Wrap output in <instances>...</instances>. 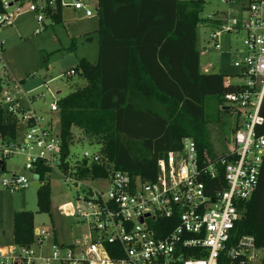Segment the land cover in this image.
I'll return each instance as SVG.
<instances>
[{"label": "built area", "instance_id": "built-area-1", "mask_svg": "<svg viewBox=\"0 0 264 264\" xmlns=\"http://www.w3.org/2000/svg\"><path fill=\"white\" fill-rule=\"evenodd\" d=\"M57 1L2 0L0 32L22 15L34 13L39 26L34 34L40 35L46 28V9L55 8ZM61 2L64 8L93 15L82 0ZM218 2L223 9L205 18L212 26V48L222 49L223 34H244L235 63L242 83L233 84L240 89L224 98L230 105L224 107L238 114V122L223 144L215 143L211 135L209 145L200 148L185 138L181 150L170 151L159 161L152 180L121 170H112L108 178H78L74 170L78 161L72 166L70 156L64 157L60 120H55L60 92H50L51 117L33 108L34 99L45 102V98L22 91L5 60L0 35L3 108L20 128L17 140L0 138V184L11 193L32 184L18 167L8 170L7 160L16 155L25 156V171L40 184L41 170L49 171L46 177L59 173L67 182L84 187L61 211L86 222L89 231L83 243L55 242L46 247V233L36 229L39 234L30 247L0 248V264H264V246L253 236L238 237L235 232L259 187L264 164V136L257 134L264 123V0ZM74 75L71 70L65 76ZM82 161L100 162L99 151L86 152Z\"/></svg>", "mask_w": 264, "mask_h": 264}, {"label": "trees", "instance_id": "trees-1", "mask_svg": "<svg viewBox=\"0 0 264 264\" xmlns=\"http://www.w3.org/2000/svg\"><path fill=\"white\" fill-rule=\"evenodd\" d=\"M63 9L58 0L55 8L46 9L47 18L62 23ZM203 11L204 0H98L99 28L74 38L70 49L97 40L98 62L80 59L74 71L87 85L58 101L64 157L70 156L75 127L101 145L100 162L77 163L78 178H108L112 170H121L152 180L159 161L166 153L181 150L185 138L200 148L209 145L208 125L215 117L208 112V102L216 101L220 107L240 86L230 83L228 75L202 72L198 28L206 23ZM2 90L0 79V94ZM261 115L264 119V102ZM19 130L17 120L0 106V138L15 141ZM257 134L264 136V123ZM47 172H39L37 198L39 212L51 214ZM13 220L14 244L33 245L34 213L17 211ZM235 232L238 237L253 236L264 246V164L259 187Z\"/></svg>", "mask_w": 264, "mask_h": 264}, {"label": "rangeland", "instance_id": "rangeland-1", "mask_svg": "<svg viewBox=\"0 0 264 264\" xmlns=\"http://www.w3.org/2000/svg\"><path fill=\"white\" fill-rule=\"evenodd\" d=\"M71 2V0H66ZM93 15L87 17L85 10L76 11L73 8H64V21L54 23L46 19L47 27L40 35H35L39 27L34 13L22 15L13 26L2 29L1 37L5 40L4 57L9 69L24 92L32 95H43L45 102L34 99L33 108L51 117L50 105L54 102L50 92H60L56 99H62L68 94L87 85V81L80 75L66 77L68 71L76 69L79 60L86 57L93 61L96 57V44L76 45V50L71 51L72 40L81 37L82 33L98 27V0H82ZM218 0H204V19L213 11L222 10ZM212 26L203 23L198 28V49L201 52V67L204 71L209 69L212 73L228 75L231 83H242L239 69L235 67L238 61V50L242 48L244 34H223L220 39L221 50L212 48L210 32ZM83 36V35H82ZM204 48L207 51L204 52ZM24 80V82H22ZM260 80V79H259ZM46 85V86H44ZM42 87V88H41ZM3 93L0 94V106ZM224 105L218 106L216 101L208 102V112L214 115L208 128L215 143L223 144L226 137H231L232 128L238 122V114L234 111H225ZM55 120H60L59 115ZM73 142L70 146V164L73 166L81 162L86 152L94 154L101 145L91 141L82 130L75 128L72 132ZM93 142V143H92ZM92 143V145H91ZM8 170L18 167L20 172L32 180L30 187L24 191L11 193L0 184V243L1 246L14 245V214L17 211H31L35 215V226L46 233V247L55 242L58 244L83 243L84 236L88 234V225L77 217H69L62 213L61 207L74 203L78 193L84 187L75 186L67 182L59 173L52 172L47 178L51 185V214L40 213L37 198V183L31 174L25 171V156L16 155L7 160ZM6 177L7 174H6ZM85 184H95L86 181Z\"/></svg>", "mask_w": 264, "mask_h": 264}, {"label": "crops", "instance_id": "crops-1", "mask_svg": "<svg viewBox=\"0 0 264 264\" xmlns=\"http://www.w3.org/2000/svg\"><path fill=\"white\" fill-rule=\"evenodd\" d=\"M64 12H65V9H63V12H62V15H63V21H64ZM46 27H47V23H46ZM99 28V19H98V27H96L95 29H93V30H89V31H87V32H85V33H82L80 36H82V35H85V34H87V33H92V32H94V31H96L97 29ZM82 44H89V45H91V46H95V44L97 45L96 46V57H95V59L93 60V61H90L88 58H86V57H84L85 59H87L88 61H90L93 65H95V64H97V62H98V59H99V43H98V41L97 40H93L92 42H82ZM207 51V48H204V52H206ZM202 72L203 73H212V71H210L209 69H205V67H204V71H203V69H202ZM76 75H77V73H76ZM230 83H231V81H230ZM233 84V83H232ZM40 113V112H39ZM40 114H42V113H40ZM42 115H44V114H42ZM76 128V127H75ZM75 128H73V130H72V132L74 131V129ZM91 145H92V143H91ZM100 149V148H99ZM99 149H98V151H99ZM1 244L2 243H0V248H3V247H8V246H11V245H7V246H1Z\"/></svg>", "mask_w": 264, "mask_h": 264}, {"label": "water", "instance_id": "water-1", "mask_svg": "<svg viewBox=\"0 0 264 264\" xmlns=\"http://www.w3.org/2000/svg\"><path fill=\"white\" fill-rule=\"evenodd\" d=\"M225 111H228L230 108L229 107H224L223 108ZM41 186V184L39 182L35 183V187L39 188ZM36 235L39 234V230H36L35 232Z\"/></svg>", "mask_w": 264, "mask_h": 264}]
</instances>
